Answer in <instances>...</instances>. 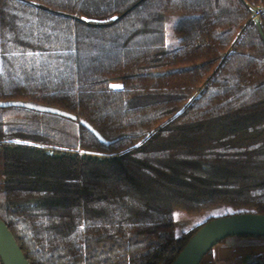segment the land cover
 Wrapping results in <instances>:
<instances>
[{
    "label": "trees",
    "instance_id": "obj_1",
    "mask_svg": "<svg viewBox=\"0 0 264 264\" xmlns=\"http://www.w3.org/2000/svg\"><path fill=\"white\" fill-rule=\"evenodd\" d=\"M245 214L264 0H0V220L29 264H173Z\"/></svg>",
    "mask_w": 264,
    "mask_h": 264
},
{
    "label": "water",
    "instance_id": "obj_2",
    "mask_svg": "<svg viewBox=\"0 0 264 264\" xmlns=\"http://www.w3.org/2000/svg\"><path fill=\"white\" fill-rule=\"evenodd\" d=\"M28 107L45 111L39 107ZM231 237L264 238V215H236L208 223L190 240L173 264H200L214 247ZM0 262L1 264H29L13 235L1 220Z\"/></svg>",
    "mask_w": 264,
    "mask_h": 264
},
{
    "label": "crops",
    "instance_id": "obj_3",
    "mask_svg": "<svg viewBox=\"0 0 264 264\" xmlns=\"http://www.w3.org/2000/svg\"><path fill=\"white\" fill-rule=\"evenodd\" d=\"M200 264H264V238H228L214 247Z\"/></svg>",
    "mask_w": 264,
    "mask_h": 264
},
{
    "label": "rangeland",
    "instance_id": "obj_4",
    "mask_svg": "<svg viewBox=\"0 0 264 264\" xmlns=\"http://www.w3.org/2000/svg\"><path fill=\"white\" fill-rule=\"evenodd\" d=\"M115 85H118V84H115ZM118 86H120V85H118ZM187 222H188V218L185 215H183L179 211L175 212V224H176L178 232H181L184 229Z\"/></svg>",
    "mask_w": 264,
    "mask_h": 264
},
{
    "label": "built area",
    "instance_id": "obj_5",
    "mask_svg": "<svg viewBox=\"0 0 264 264\" xmlns=\"http://www.w3.org/2000/svg\"><path fill=\"white\" fill-rule=\"evenodd\" d=\"M255 16H256V17H258V16H259V11H257V12L255 13Z\"/></svg>",
    "mask_w": 264,
    "mask_h": 264
},
{
    "label": "snow or ice",
    "instance_id": "obj_6",
    "mask_svg": "<svg viewBox=\"0 0 264 264\" xmlns=\"http://www.w3.org/2000/svg\"><path fill=\"white\" fill-rule=\"evenodd\" d=\"M113 87H119L118 85H113Z\"/></svg>",
    "mask_w": 264,
    "mask_h": 264
}]
</instances>
